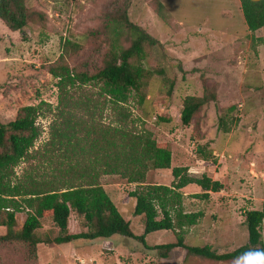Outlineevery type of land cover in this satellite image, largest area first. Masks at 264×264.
Here are the masks:
<instances>
[{
  "label": "rangeland",
  "instance_id": "374dc122",
  "mask_svg": "<svg viewBox=\"0 0 264 264\" xmlns=\"http://www.w3.org/2000/svg\"><path fill=\"white\" fill-rule=\"evenodd\" d=\"M237 1L25 0L38 16L31 18L23 32L9 30L0 20V122L13 120L23 106L42 101L54 107L57 78L49 68L65 65L73 74L93 75L109 50L110 21L123 31L120 45L130 44L125 39L127 19L160 43L147 45L141 61L147 72L141 88L143 101L131 90L125 103L115 105L96 80L82 87L68 86V91L74 98L90 97L88 112L102 123L116 125L125 117L133 129H139L143 121L156 124L154 138L168 144L171 166L150 169L144 183L169 185L176 166L187 167L194 177L207 174L220 181L223 189L209 192L207 198L194 195L201 192L195 184L181 189L184 211L202 213L195 225L186 228L184 242L208 244L219 253L232 251L247 241L244 212L264 210V27L262 32H250ZM158 2L164 6V18L158 15ZM204 95L207 101L183 125L179 118L183 99ZM85 111L81 115L88 118ZM41 113L37 121L43 131L31 150L48 138L51 116L44 105ZM37 163L35 159L20 163L14 169L16 177ZM37 171L32 174L36 176ZM100 183L132 232L141 234L143 220L133 215L135 200L128 196L137 184L119 175H103ZM25 217V210L16 212V230ZM40 222L36 231L40 237L52 239L58 234L50 218ZM85 229L84 220L73 214L69 232ZM5 232L0 227V235ZM261 235L264 243V218ZM145 240L153 246L175 237L161 230L147 234ZM0 264L234 263L187 255L182 248L160 257L133 239L113 235L111 241L79 239L34 247L19 240H0Z\"/></svg>",
  "mask_w": 264,
  "mask_h": 264
},
{
  "label": "trees",
  "instance_id": "16d2710c",
  "mask_svg": "<svg viewBox=\"0 0 264 264\" xmlns=\"http://www.w3.org/2000/svg\"><path fill=\"white\" fill-rule=\"evenodd\" d=\"M239 2L247 29L255 32L264 27V0ZM163 8L158 2L157 12L162 18L165 17ZM35 16L38 13L29 10L25 0H0V20L11 31L23 32ZM125 24L129 32L125 39L130 44L122 47L119 43L122 29L112 21L108 23L109 50L104 55L102 67L93 75L84 71L73 74L65 65L49 68L50 74L57 78L58 97L54 107L41 101L37 105L23 106L13 120L0 122V227L6 229L0 240H19L34 247L41 243L63 244L120 235L155 250L160 257L182 248L187 255L205 260L242 264L239 258L245 251L264 249L261 235L264 210L244 212L247 241L232 251L219 253L208 244H186V228L195 225L202 213L184 211L181 189L195 184L201 192L194 195L207 198L209 192L222 190L223 184L207 174L189 175L185 166L171 169L173 179L169 185L144 183L150 169L171 166L168 144L154 138L156 124L143 121L139 129H133L125 117L116 125L102 123L88 112L90 97L74 98L68 91V86L82 87L96 80L102 83L103 91L115 105L125 103L131 90L143 101L141 88L147 72L141 61L147 45L160 43L127 19ZM206 101L205 95L201 98L186 96L179 114L181 123L188 125ZM43 105L46 114L51 116L48 138L38 149L31 150L43 131L37 121ZM81 110H86L90 116L85 118ZM33 159L38 163L16 177L15 167L22 162L30 164ZM35 169L38 170L36 176L32 174ZM103 175H119L137 184V189L130 191L128 196L135 200L133 215L143 220L141 234L132 232L129 221L123 218L101 185ZM23 210L26 217L16 230V212ZM73 214L84 220V231L69 232L68 224ZM42 218H50L58 228V234L52 239L40 237L36 232ZM161 230L171 231L175 240L149 246L146 235Z\"/></svg>",
  "mask_w": 264,
  "mask_h": 264
},
{
  "label": "clouds",
  "instance_id": "9594fccd",
  "mask_svg": "<svg viewBox=\"0 0 264 264\" xmlns=\"http://www.w3.org/2000/svg\"><path fill=\"white\" fill-rule=\"evenodd\" d=\"M239 259L242 264H264V249H249Z\"/></svg>",
  "mask_w": 264,
  "mask_h": 264
},
{
  "label": "crops",
  "instance_id": "0c3cea01",
  "mask_svg": "<svg viewBox=\"0 0 264 264\" xmlns=\"http://www.w3.org/2000/svg\"><path fill=\"white\" fill-rule=\"evenodd\" d=\"M237 4H239V7H240V2L239 1H237ZM241 10V9H240ZM228 12L227 13H230L231 12V9H229V10H227ZM226 13V14H227ZM229 15V14H228ZM262 32V28H260V29H258V30H256V32ZM112 238H113V236L112 237H110V238H106V239H102L103 240V242L104 241H111L112 240ZM116 239H114V241H115ZM96 241V240H95Z\"/></svg>",
  "mask_w": 264,
  "mask_h": 264
},
{
  "label": "built area",
  "instance_id": "2783aa9c",
  "mask_svg": "<svg viewBox=\"0 0 264 264\" xmlns=\"http://www.w3.org/2000/svg\"><path fill=\"white\" fill-rule=\"evenodd\" d=\"M108 245H110L109 243H107Z\"/></svg>",
  "mask_w": 264,
  "mask_h": 264
}]
</instances>
